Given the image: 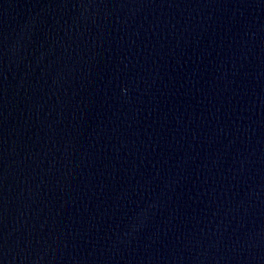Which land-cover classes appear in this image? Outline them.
Masks as SVG:
<instances>
[{
  "label": "water",
  "instance_id": "95a60500",
  "mask_svg": "<svg viewBox=\"0 0 264 264\" xmlns=\"http://www.w3.org/2000/svg\"><path fill=\"white\" fill-rule=\"evenodd\" d=\"M0 264H264V0H0Z\"/></svg>",
  "mask_w": 264,
  "mask_h": 264
}]
</instances>
